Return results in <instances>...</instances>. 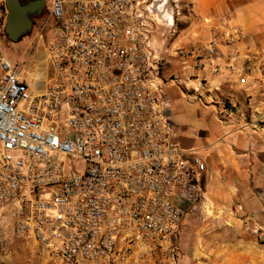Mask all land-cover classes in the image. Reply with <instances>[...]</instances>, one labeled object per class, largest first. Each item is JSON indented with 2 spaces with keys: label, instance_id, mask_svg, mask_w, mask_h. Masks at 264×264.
<instances>
[{
  "label": "built area",
  "instance_id": "2783aa9c",
  "mask_svg": "<svg viewBox=\"0 0 264 264\" xmlns=\"http://www.w3.org/2000/svg\"><path fill=\"white\" fill-rule=\"evenodd\" d=\"M168 2L46 0L41 71L0 47V216L34 239L24 264H123L139 247L178 263L182 203L207 201V165L178 142L166 95L156 35L174 26ZM246 38L240 26L217 30L194 45L195 67L241 71L239 51L221 46Z\"/></svg>",
  "mask_w": 264,
  "mask_h": 264
},
{
  "label": "crops",
  "instance_id": "0c3cea01",
  "mask_svg": "<svg viewBox=\"0 0 264 264\" xmlns=\"http://www.w3.org/2000/svg\"><path fill=\"white\" fill-rule=\"evenodd\" d=\"M187 1L188 16H181L187 23L174 39L160 40L163 77L178 142L206 162L207 201L195 208L182 203L177 264H264V0ZM230 26L247 33L237 46H221L225 55L239 51L241 71L223 66L204 77L194 45ZM229 103L242 113H229ZM123 264H170V258L139 247Z\"/></svg>",
  "mask_w": 264,
  "mask_h": 264
},
{
  "label": "rangeland",
  "instance_id": "374dc122",
  "mask_svg": "<svg viewBox=\"0 0 264 264\" xmlns=\"http://www.w3.org/2000/svg\"><path fill=\"white\" fill-rule=\"evenodd\" d=\"M187 0H178L179 14L176 13L174 1L169 0L166 7L169 11L174 8V26L172 28L159 27L157 31V39H165L169 41L174 39L178 33V26L181 23H187L184 17L188 16V8L185 6ZM5 0H0V23L4 21L5 7L3 5ZM2 15V16H1ZM42 27L40 22L38 27L33 32L32 36L20 38L17 41L8 40L3 38L0 40V45L4 53L14 62H22L25 57V69L27 71L34 69L35 59L38 62V70L41 71L43 62L45 61L46 52L44 50L48 39L52 36V29L46 28L44 38L36 41V33ZM2 28L0 24V29ZM163 34V35H162ZM33 49V50H32ZM28 74L26 73L25 76ZM10 212H6L0 216V264H24L26 259L32 255L34 249V239L31 237H18L14 234L12 229V220L9 216ZM154 254H161L162 252L155 248L152 252Z\"/></svg>",
  "mask_w": 264,
  "mask_h": 264
},
{
  "label": "water",
  "instance_id": "95a60500",
  "mask_svg": "<svg viewBox=\"0 0 264 264\" xmlns=\"http://www.w3.org/2000/svg\"><path fill=\"white\" fill-rule=\"evenodd\" d=\"M8 17L6 31L12 41H17L30 27V20L26 11L32 7H39L41 0L35 4L21 6L18 0H6Z\"/></svg>",
  "mask_w": 264,
  "mask_h": 264
},
{
  "label": "flooded vegetation",
  "instance_id": "af4514ba",
  "mask_svg": "<svg viewBox=\"0 0 264 264\" xmlns=\"http://www.w3.org/2000/svg\"><path fill=\"white\" fill-rule=\"evenodd\" d=\"M21 6L29 5V4H35L39 2L40 0H18ZM5 7V15L3 23L1 22L2 28L0 29V40L3 38H7L8 40H11L9 37V34L6 31V24H7V17H8V9H7V3L5 0V3H3ZM26 15L29 18L31 24L27 32H25L22 36L18 38H25V37H30L32 36L33 32L35 29L38 27L39 23H43L44 18L46 16V0H41V3L39 7H32L31 9L26 11ZM2 16V15H1ZM1 47V45H0ZM46 50V47L44 48Z\"/></svg>",
  "mask_w": 264,
  "mask_h": 264
}]
</instances>
